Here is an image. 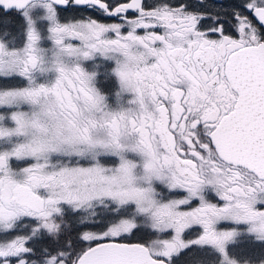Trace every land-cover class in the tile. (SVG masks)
Wrapping results in <instances>:
<instances>
[{
    "label": "snow or ice",
    "instance_id": "snow-or-ice-1",
    "mask_svg": "<svg viewBox=\"0 0 264 264\" xmlns=\"http://www.w3.org/2000/svg\"><path fill=\"white\" fill-rule=\"evenodd\" d=\"M0 264H264V0H0Z\"/></svg>",
    "mask_w": 264,
    "mask_h": 264
},
{
    "label": "flooded vegetation",
    "instance_id": "flooded-vegetation-1",
    "mask_svg": "<svg viewBox=\"0 0 264 264\" xmlns=\"http://www.w3.org/2000/svg\"><path fill=\"white\" fill-rule=\"evenodd\" d=\"M80 13H78V12H74V11H69V12H66L65 13V15L66 16H72V15H79ZM96 18H98V19H101V20H104V18L103 17H100V16H97ZM105 22H111V21H107V20H105ZM139 238V234L136 236V237H132V240L133 241H135L136 239H138Z\"/></svg>",
    "mask_w": 264,
    "mask_h": 264
}]
</instances>
